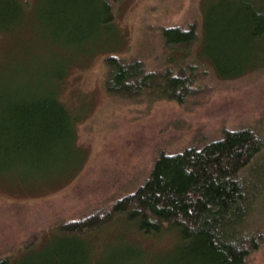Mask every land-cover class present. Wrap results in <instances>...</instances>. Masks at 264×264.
Returning a JSON list of instances; mask_svg holds the SVG:
<instances>
[{
  "label": "rangeland",
  "instance_id": "1",
  "mask_svg": "<svg viewBox=\"0 0 264 264\" xmlns=\"http://www.w3.org/2000/svg\"><path fill=\"white\" fill-rule=\"evenodd\" d=\"M192 2L196 4L195 0H116L113 12L120 39L113 46L106 31L84 39L57 31L50 0H13L6 4L9 7L0 3L2 87L25 100L40 97L48 88L55 90L58 99L79 116L72 122L76 151L60 139L58 130L56 139L37 157L31 146L17 155L16 147L8 145L11 156L0 171V255H8V264L195 263L188 261L187 251L182 254L174 230L143 233L124 216L81 236L57 231L64 220L132 189L161 149L178 150L205 141L223 127L254 124L264 134V71L211 84L195 104L150 102L106 91L104 57L117 51L123 57L137 54L155 63L157 35L147 33L148 25L179 22ZM84 6L75 8L80 13ZM29 107L26 117L31 121L40 117V125L47 122L42 114H57L47 104ZM8 111L12 120L7 126L1 113L0 137L10 144L34 126L19 123L14 106ZM255 217L256 225L264 226V206ZM252 258L253 264H264V246Z\"/></svg>",
  "mask_w": 264,
  "mask_h": 264
},
{
  "label": "trees",
  "instance_id": "2",
  "mask_svg": "<svg viewBox=\"0 0 264 264\" xmlns=\"http://www.w3.org/2000/svg\"><path fill=\"white\" fill-rule=\"evenodd\" d=\"M115 1L50 0L51 13L58 21L53 27L78 39L106 31L112 40L109 46L116 45L120 37L113 12ZM195 1L189 7L190 15L187 12L179 22L148 25L147 33L157 35L155 63L149 64L137 54L123 57L117 51L104 57L107 92L150 102L195 104L211 84L264 71V0ZM12 2L0 0L6 7ZM83 4L87 6L79 13L75 6ZM70 10L76 13L68 14ZM3 84L5 80H0L3 121L8 126L12 120L8 110L14 106L19 123L30 122L34 127L24 129L10 144L0 137L1 172L11 156L8 145L16 147L17 155L31 146L37 157L60 131L64 135L60 134V139L64 138L70 149H78L72 122L79 116L70 112L55 90L48 88L40 97L25 100ZM40 103L57 110V114H42L47 121L43 125L38 124L40 117L32 121L26 117L31 112L28 105ZM7 126L2 127L5 133ZM263 194L264 134L254 124L223 127L205 141L178 150H159L146 176L132 189L93 211L64 220L57 231L81 236L124 216L143 233L174 230L182 254L187 251L188 261L196 264H253V253L264 246V226H257L255 217L264 206ZM8 262V255L1 254L0 264Z\"/></svg>",
  "mask_w": 264,
  "mask_h": 264
}]
</instances>
